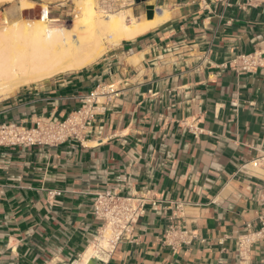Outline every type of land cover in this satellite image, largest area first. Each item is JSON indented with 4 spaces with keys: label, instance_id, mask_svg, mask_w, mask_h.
<instances>
[{
    "label": "crops",
    "instance_id": "crops-1",
    "mask_svg": "<svg viewBox=\"0 0 264 264\" xmlns=\"http://www.w3.org/2000/svg\"><path fill=\"white\" fill-rule=\"evenodd\" d=\"M116 1L137 19L149 5L168 18L0 98V122L31 126L113 88L81 142L0 145V264H264V166L251 164L264 154V0ZM254 51L255 70L229 66ZM107 188L144 196V212L85 263Z\"/></svg>",
    "mask_w": 264,
    "mask_h": 264
},
{
    "label": "bare ground",
    "instance_id": "bare-ground-1",
    "mask_svg": "<svg viewBox=\"0 0 264 264\" xmlns=\"http://www.w3.org/2000/svg\"><path fill=\"white\" fill-rule=\"evenodd\" d=\"M77 5L80 14L68 26L47 24V20L58 19L48 17L44 7L39 18L31 22L21 19L0 29V98L31 82L81 69L97 60L108 46L135 38L168 18L167 11L154 13L151 19H137L123 10L102 15L94 0H77ZM29 7L25 0L19 4L21 10ZM108 235L109 231L102 229L95 244L105 245ZM95 244L84 252L85 263L96 255Z\"/></svg>",
    "mask_w": 264,
    "mask_h": 264
},
{
    "label": "built area",
    "instance_id": "built-area-1",
    "mask_svg": "<svg viewBox=\"0 0 264 264\" xmlns=\"http://www.w3.org/2000/svg\"><path fill=\"white\" fill-rule=\"evenodd\" d=\"M46 14H50L49 9ZM260 65L261 53L257 51L237 54L229 62L230 67L241 72L255 70ZM111 92H113L111 84L98 85L88 94L81 96L80 106L70 111L63 119L38 118L31 126L16 122H0V145H54L70 139L81 142L87 128L94 120L96 96ZM251 164L252 166H264V154L251 161ZM52 193L56 195L59 194V191ZM145 202L144 196L122 195L110 188L95 194L92 209L94 214L102 220L97 236L100 235L102 229L109 231L105 245L96 242V254L110 253L120 239L128 238L131 235L137 219L144 212ZM151 203L155 204L154 201ZM177 232L175 226H169L166 235L170 241L174 242L181 237Z\"/></svg>",
    "mask_w": 264,
    "mask_h": 264
},
{
    "label": "rangeland",
    "instance_id": "rangeland-1",
    "mask_svg": "<svg viewBox=\"0 0 264 264\" xmlns=\"http://www.w3.org/2000/svg\"><path fill=\"white\" fill-rule=\"evenodd\" d=\"M29 9H19L22 0H0V29L22 20L28 22L40 17L43 8L49 9L48 17L57 18V21H46L53 26H68L76 21V15L80 14L77 0H25ZM95 9L102 15L116 13L122 10L119 4H113L112 0H94ZM116 1V0H113ZM118 2V1H116ZM76 3V5H75ZM42 8V9H41ZM52 22V23H50ZM27 85V84H26ZM24 86V85H23ZM21 87V86H20ZM19 87V88H20ZM18 89V88H17ZM16 89V90H17ZM15 91V90H14Z\"/></svg>",
    "mask_w": 264,
    "mask_h": 264
},
{
    "label": "water",
    "instance_id": "water-1",
    "mask_svg": "<svg viewBox=\"0 0 264 264\" xmlns=\"http://www.w3.org/2000/svg\"><path fill=\"white\" fill-rule=\"evenodd\" d=\"M135 1H139V0H135ZM147 11H146V16L148 19H150L153 15V7L151 5L146 7Z\"/></svg>",
    "mask_w": 264,
    "mask_h": 264
}]
</instances>
